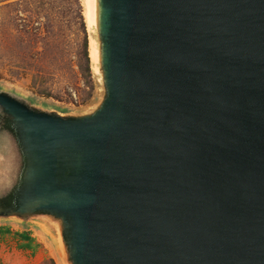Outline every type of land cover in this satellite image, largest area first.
<instances>
[{
  "label": "water",
  "instance_id": "obj_1",
  "mask_svg": "<svg viewBox=\"0 0 264 264\" xmlns=\"http://www.w3.org/2000/svg\"><path fill=\"white\" fill-rule=\"evenodd\" d=\"M101 99L0 91V220L66 264H264V0H95Z\"/></svg>",
  "mask_w": 264,
  "mask_h": 264
},
{
  "label": "rangeland",
  "instance_id": "obj_2",
  "mask_svg": "<svg viewBox=\"0 0 264 264\" xmlns=\"http://www.w3.org/2000/svg\"><path fill=\"white\" fill-rule=\"evenodd\" d=\"M94 42L91 0H0V91L60 116L91 112L102 94ZM4 145L0 134V153ZM0 227L10 233L32 229L44 242L30 252L9 235L0 264H66L47 220H0Z\"/></svg>",
  "mask_w": 264,
  "mask_h": 264
},
{
  "label": "crops",
  "instance_id": "obj_3",
  "mask_svg": "<svg viewBox=\"0 0 264 264\" xmlns=\"http://www.w3.org/2000/svg\"><path fill=\"white\" fill-rule=\"evenodd\" d=\"M26 224H28V222H25ZM29 226V225H28ZM32 229H25L23 231H20L19 233H10L8 234L9 230L6 229L5 227H0V246L4 245V243L2 242L4 239H6L9 235L13 236V238H15L16 242H17V247H21L24 244H27V242H23L18 235H26L27 237L30 238L31 242L30 245L31 247L29 249H24L25 251H30L33 252L37 249H40L41 247L44 246V242L43 240H41L38 237V234L36 233H31ZM2 232H4V234H2ZM3 243V244H2ZM3 250L0 249V258H4L5 254H2ZM6 258V257H5Z\"/></svg>",
  "mask_w": 264,
  "mask_h": 264
},
{
  "label": "bare ground",
  "instance_id": "obj_4",
  "mask_svg": "<svg viewBox=\"0 0 264 264\" xmlns=\"http://www.w3.org/2000/svg\"><path fill=\"white\" fill-rule=\"evenodd\" d=\"M95 18H96V2L95 0H91V28L95 26ZM94 50H95L94 64H96L98 62V51L95 42H94ZM95 71H97L96 65H95Z\"/></svg>",
  "mask_w": 264,
  "mask_h": 264
},
{
  "label": "trees",
  "instance_id": "obj_5",
  "mask_svg": "<svg viewBox=\"0 0 264 264\" xmlns=\"http://www.w3.org/2000/svg\"><path fill=\"white\" fill-rule=\"evenodd\" d=\"M2 234H4V232H2ZM8 234H10V232H8ZM19 238L23 241V242H27V244H24L23 246H21L20 248L21 249H29L31 247L30 245V238L27 237L26 235H18Z\"/></svg>",
  "mask_w": 264,
  "mask_h": 264
}]
</instances>
